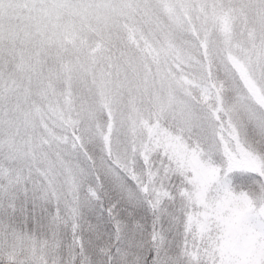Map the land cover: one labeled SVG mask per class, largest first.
I'll return each instance as SVG.
<instances>
[{"label": "rangeland", "instance_id": "obj_1", "mask_svg": "<svg viewBox=\"0 0 264 264\" xmlns=\"http://www.w3.org/2000/svg\"><path fill=\"white\" fill-rule=\"evenodd\" d=\"M248 106L264 0H0V263L153 264L147 214L97 228L77 189L149 157L187 172L194 129ZM230 195L264 211L250 174Z\"/></svg>", "mask_w": 264, "mask_h": 264}, {"label": "snow or ice", "instance_id": "obj_2", "mask_svg": "<svg viewBox=\"0 0 264 264\" xmlns=\"http://www.w3.org/2000/svg\"><path fill=\"white\" fill-rule=\"evenodd\" d=\"M193 136L195 164L187 172L174 170L167 158L149 157L131 174L116 169L100 182L86 177L76 193L82 213L97 228L121 213L133 224L138 213L147 214L152 234L162 239L153 264H264V243L248 246L254 235L264 241V211L235 219L230 195L237 172L250 174L264 194V107L226 113Z\"/></svg>", "mask_w": 264, "mask_h": 264}, {"label": "flooded vegetation", "instance_id": "obj_3", "mask_svg": "<svg viewBox=\"0 0 264 264\" xmlns=\"http://www.w3.org/2000/svg\"><path fill=\"white\" fill-rule=\"evenodd\" d=\"M0 264H14V263H6V262H4V263H0Z\"/></svg>", "mask_w": 264, "mask_h": 264}]
</instances>
